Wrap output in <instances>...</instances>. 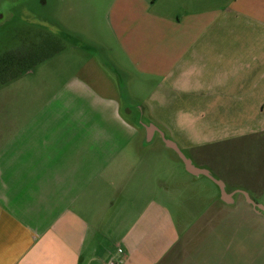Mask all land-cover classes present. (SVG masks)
<instances>
[{
  "label": "crops",
  "instance_id": "crops-1",
  "mask_svg": "<svg viewBox=\"0 0 264 264\" xmlns=\"http://www.w3.org/2000/svg\"><path fill=\"white\" fill-rule=\"evenodd\" d=\"M101 1L0 73V264H264V183L209 169L224 193L164 141L201 167L187 152L264 132V0ZM240 206L233 255L215 215Z\"/></svg>",
  "mask_w": 264,
  "mask_h": 264
},
{
  "label": "rangeland",
  "instance_id": "rangeland-1",
  "mask_svg": "<svg viewBox=\"0 0 264 264\" xmlns=\"http://www.w3.org/2000/svg\"><path fill=\"white\" fill-rule=\"evenodd\" d=\"M70 2L75 8L81 9L82 14L86 13V0H0V48L7 46L8 49L17 50L20 46H24V49H26L25 46L39 47V44L45 40L52 42L51 46L54 48L57 45L54 41H50L51 39L56 41L51 30L58 34L65 31L60 28H65L64 24L70 23V14H72ZM98 6L99 14L103 13L101 0ZM59 21L63 22V27L59 25ZM21 30L26 37L28 36L27 38L20 39L21 36L17 31ZM45 93L47 94V91ZM143 116L146 117V115ZM145 117H143L144 121L147 120ZM187 153L201 167L211 169L225 177L233 189L241 187L248 180L252 182L259 180L258 183H264V132L242 136L214 146H204L201 150ZM178 162L183 166L181 161ZM258 199L264 202L262 194ZM182 206L185 205L182 204ZM181 213L180 217L188 215L189 219L194 218L195 215L192 211ZM229 217L230 214L218 213L215 215V222L233 220V255L246 252L245 247L239 246L238 243L244 244L250 235L254 236L245 227L251 219L249 213L240 206L233 209V219ZM238 225L242 227L237 228Z\"/></svg>",
  "mask_w": 264,
  "mask_h": 264
},
{
  "label": "trees",
  "instance_id": "trees-1",
  "mask_svg": "<svg viewBox=\"0 0 264 264\" xmlns=\"http://www.w3.org/2000/svg\"><path fill=\"white\" fill-rule=\"evenodd\" d=\"M56 45L58 43L55 40ZM52 42L45 40L40 46H33L32 48L29 46V51L21 52L20 48L15 50L12 54H2L0 55V73H9L10 75L16 76L24 69L25 66H32L37 61L43 59L50 55L53 51V46H51ZM51 46V47H50ZM28 53V54H26Z\"/></svg>",
  "mask_w": 264,
  "mask_h": 264
},
{
  "label": "water",
  "instance_id": "water-1",
  "mask_svg": "<svg viewBox=\"0 0 264 264\" xmlns=\"http://www.w3.org/2000/svg\"><path fill=\"white\" fill-rule=\"evenodd\" d=\"M164 141L169 148L173 149L178 154V156L184 162L186 170L188 172H190L191 174H194V175H206V176L210 177L217 184H219L222 191L225 193V184L222 180L216 178L209 169L196 166L195 163L193 162V160L185 154V152L179 147V145L174 140L169 139V138H164ZM249 200H250V202L255 204V202L253 200H251V199H249ZM258 207L261 208L262 210H264V207L262 205H258Z\"/></svg>",
  "mask_w": 264,
  "mask_h": 264
},
{
  "label": "built area",
  "instance_id": "built-area-1",
  "mask_svg": "<svg viewBox=\"0 0 264 264\" xmlns=\"http://www.w3.org/2000/svg\"><path fill=\"white\" fill-rule=\"evenodd\" d=\"M121 263V258H113L110 261V264H120Z\"/></svg>",
  "mask_w": 264,
  "mask_h": 264
}]
</instances>
